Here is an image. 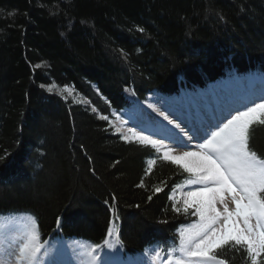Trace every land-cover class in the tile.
Listing matches in <instances>:
<instances>
[{
    "label": "trees",
    "instance_id": "obj_1",
    "mask_svg": "<svg viewBox=\"0 0 264 264\" xmlns=\"http://www.w3.org/2000/svg\"><path fill=\"white\" fill-rule=\"evenodd\" d=\"M253 77L264 80V0H0V221L98 249L114 226L127 256H165L197 219L169 198L188 174L109 122ZM250 147L264 158V126ZM217 254L251 264L243 249Z\"/></svg>",
    "mask_w": 264,
    "mask_h": 264
},
{
    "label": "snow or ice",
    "instance_id": "obj_2",
    "mask_svg": "<svg viewBox=\"0 0 264 264\" xmlns=\"http://www.w3.org/2000/svg\"><path fill=\"white\" fill-rule=\"evenodd\" d=\"M65 91L70 90L66 88ZM234 111L235 114L229 112L210 126L197 150L179 154H174L171 148L163 151L164 161L177 165L188 174L186 185L197 186L183 194L182 203L169 197L175 201L173 211L197 219L179 231V244L168 250L167 259L162 250L155 251L154 262L226 264L217 253L229 247L243 249L251 264H264V158L250 147L253 129L264 126V98L260 103L245 106L244 110ZM101 118L108 119L106 116ZM116 131L120 132L121 128ZM128 133L123 136L126 141L135 139L140 145L161 151L163 141L135 129H129ZM139 186L143 187V181ZM162 190V187L153 189L156 193ZM107 235L115 236V243L120 242L114 226L109 227ZM104 243L113 247L108 240ZM99 247L95 245L84 252L85 264H94ZM42 250L46 255L47 250L33 227L4 248L0 264H41Z\"/></svg>",
    "mask_w": 264,
    "mask_h": 264
},
{
    "label": "rangeland",
    "instance_id": "obj_3",
    "mask_svg": "<svg viewBox=\"0 0 264 264\" xmlns=\"http://www.w3.org/2000/svg\"><path fill=\"white\" fill-rule=\"evenodd\" d=\"M243 83L244 82H242V84ZM247 85V83H244L242 87L243 90L241 91L240 89H230L228 93H224L223 91L215 89L214 97H208L206 95L200 97L197 96L196 98H193V105H185L184 100L171 102L164 98L153 97L152 99H149L147 103L144 102L134 111L126 114L129 121H124L113 117L109 123L112 127L113 134L123 137L124 135L129 134V129H135V131L138 133L149 136L156 140L163 141V146L159 152L162 155L163 151L168 148L173 149L174 154H179L184 151H195L197 150V147L190 148L183 142L186 144L190 143L184 141L181 139V137L180 140L179 134L176 133L178 135L176 136L172 132L175 130L176 125H181L185 128L187 126H198L199 128L209 130L211 125L216 124L225 116H228L229 112L235 114L234 110L236 109L244 110L245 106H251L252 102L260 103L261 98H264V83L256 82L249 88V90L246 89ZM56 94L60 95L58 92H56ZM222 98H225V100ZM187 99L190 100L189 98ZM71 100L76 105L81 104L83 107H86V109L92 110L88 101H84L76 96L74 98L72 97ZM165 116L168 118L165 119ZM169 121H171V123ZM116 128H121V131L117 132ZM186 130L188 129L186 128ZM211 130L215 129L212 128ZM185 136H187V134ZM191 138V136L188 137V139ZM190 141L191 140H189V142ZM202 142L203 140H201V143ZM192 145H194V143ZM196 187V185H187L186 188L178 190L174 194V197L182 203L183 194L189 190L195 189ZM4 222L6 221L4 220ZM24 233L25 231L17 224L11 223L8 226L0 225V259H3L4 248L9 243L16 241ZM67 244L68 254L70 256L69 261L62 259V257L58 256L57 253L51 255V253L55 251V248L59 249V247H53L51 250L52 252L50 251L47 258L41 257V264H58L57 260L69 262V264H85L86 257L81 251L85 252L86 248L73 243ZM13 248H15L14 244ZM149 259L150 264H152V258L150 257ZM141 263L145 264V262L142 261ZM135 264H139V262H136ZM155 264L159 263L155 262Z\"/></svg>",
    "mask_w": 264,
    "mask_h": 264
},
{
    "label": "bare ground",
    "instance_id": "obj_4",
    "mask_svg": "<svg viewBox=\"0 0 264 264\" xmlns=\"http://www.w3.org/2000/svg\"><path fill=\"white\" fill-rule=\"evenodd\" d=\"M186 128L189 130H186ZM184 127V126H181V125H179V127H177V125H176V127H175V130L174 131H172L176 136H178L176 133H178L179 134V139H180V137H181V139H183L184 141H186V142H188V143H190V144H186L185 142H183L185 145H187V146H189L190 148H196L197 147V145L199 144V143H201V140H202V138L201 137H203V136H205L204 134H206V132L208 131V129H204V128H199L198 126H187V127ZM177 129V130H176ZM187 134V136H185ZM192 137L191 139H188V137ZM186 138V139H185ZM180 139V140H181ZM189 140H191L190 142H189ZM194 143V145H192ZM168 146V145H167ZM178 189H181V188H179L178 187ZM176 193V192H175ZM155 251H158V249H155V248H153L152 250H151V253L149 254V255H143L144 253H142L143 251L142 250H140V251H136L135 252V254H136V256H135V258L133 259V260H135L136 259V262H139V264H142L141 263V261L142 262H145V264L146 263H149L150 264V257L152 258L154 255H155ZM137 253H142V254H137ZM143 255V256H142ZM124 257H128L127 256V254H124ZM133 260H131V261H133ZM67 261H69V258L67 259ZM131 261H130V263H131ZM151 262H152V264H155V262L153 261V259L151 260ZM57 263L58 264H69V262H65V261H58L57 260Z\"/></svg>",
    "mask_w": 264,
    "mask_h": 264
}]
</instances>
